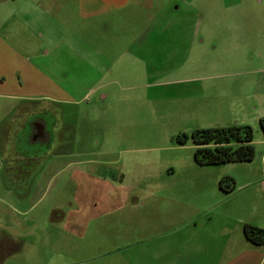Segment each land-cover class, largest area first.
<instances>
[{
	"label": "rangeland",
	"instance_id": "1",
	"mask_svg": "<svg viewBox=\"0 0 264 264\" xmlns=\"http://www.w3.org/2000/svg\"><path fill=\"white\" fill-rule=\"evenodd\" d=\"M143 2L147 12L134 18L178 24L149 28L160 33L162 54L149 50L152 70L140 81L109 86L106 100L75 92V105L0 107V264H124L161 213L145 199L171 195L164 185L237 183L264 168V0ZM71 36L76 29L65 37L74 48ZM74 62L59 61L70 70ZM90 80L83 76L84 87ZM194 108L220 112L185 115ZM235 123L252 128L250 162L201 166L174 140Z\"/></svg>",
	"mask_w": 264,
	"mask_h": 264
},
{
	"label": "crops",
	"instance_id": "2",
	"mask_svg": "<svg viewBox=\"0 0 264 264\" xmlns=\"http://www.w3.org/2000/svg\"><path fill=\"white\" fill-rule=\"evenodd\" d=\"M146 9L143 0H0V102H7L0 107L42 101L75 105V92L82 93L81 100L96 94L106 100L109 94L101 92L109 86L133 76L140 81L152 70L149 50L152 56L162 54L160 33L149 28L178 24L134 18ZM71 28L77 31L69 38L74 48L65 45ZM63 59L75 61L76 83L70 88L72 72L68 63H59ZM83 76L91 77L85 87ZM219 112L194 108L185 115L211 118ZM116 139L126 140L122 134ZM182 146L196 149L190 140ZM164 188L171 195L145 199L150 211L161 213L146 221L139 249L124 264H264V244L252 243L243 232L245 224L264 230L263 167L235 181L230 194L221 191L219 181L204 179Z\"/></svg>",
	"mask_w": 264,
	"mask_h": 264
},
{
	"label": "trees",
	"instance_id": "3",
	"mask_svg": "<svg viewBox=\"0 0 264 264\" xmlns=\"http://www.w3.org/2000/svg\"><path fill=\"white\" fill-rule=\"evenodd\" d=\"M264 135V118L259 120ZM177 145L189 140L195 145L194 161L201 166H219L227 163L250 162L254 159L253 131L250 126L228 125L207 129H196L189 135L182 133L174 138ZM212 145V147H211ZM219 188L225 194L235 189L232 178L223 177ZM245 237L254 244H264V230L250 224L243 226Z\"/></svg>",
	"mask_w": 264,
	"mask_h": 264
}]
</instances>
